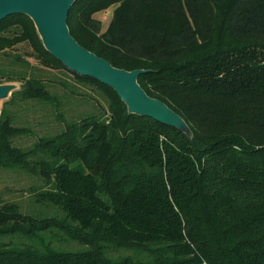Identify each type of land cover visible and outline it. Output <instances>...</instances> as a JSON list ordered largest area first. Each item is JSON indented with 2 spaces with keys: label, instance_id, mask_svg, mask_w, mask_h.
Wrapping results in <instances>:
<instances>
[{
  "label": "trees",
  "instance_id": "trees-1",
  "mask_svg": "<svg viewBox=\"0 0 264 264\" xmlns=\"http://www.w3.org/2000/svg\"><path fill=\"white\" fill-rule=\"evenodd\" d=\"M114 5L102 30L94 13ZM70 34L126 70L179 114L185 133L129 114L109 86L67 69L43 46L33 21L0 20V55L26 43L47 68L95 85L106 107L32 146L0 109V167L40 177L36 216L0 204V264H264V0H75ZM23 61L14 56V62ZM23 100L53 102L45 82L0 68ZM4 104L7 101H3ZM76 241L79 250L56 243Z\"/></svg>",
  "mask_w": 264,
  "mask_h": 264
},
{
  "label": "rangeland",
  "instance_id": "rangeland-1",
  "mask_svg": "<svg viewBox=\"0 0 264 264\" xmlns=\"http://www.w3.org/2000/svg\"><path fill=\"white\" fill-rule=\"evenodd\" d=\"M114 10V5L94 13L104 30ZM8 60L0 55V68L11 71H26L27 75L41 78L50 93L55 96L53 102L23 100L17 96L7 95L0 100V109L5 108L11 114L12 125L27 127L28 132L13 137L12 144L28 148L41 136L53 135L63 128L64 121H73L91 113H100V106L106 107V97L95 85L81 82L65 69L47 68L34 57L32 49L26 43L14 45L7 50ZM14 56H20L28 61L14 62ZM0 83L12 84L18 89L19 81ZM3 101H7L5 104ZM45 187L43 180L28 171L20 169H4L0 167V204L11 201L17 202L23 212L36 216L55 214V209L48 205L34 202V190ZM18 235L0 236V241L18 242ZM61 250H79L84 245L76 241L56 243Z\"/></svg>",
  "mask_w": 264,
  "mask_h": 264
},
{
  "label": "water",
  "instance_id": "water-1",
  "mask_svg": "<svg viewBox=\"0 0 264 264\" xmlns=\"http://www.w3.org/2000/svg\"><path fill=\"white\" fill-rule=\"evenodd\" d=\"M75 0H0V20L10 14H24L34 23L44 48L69 70L88 76L112 88L129 114L147 116L189 132L183 118L159 99L150 97L139 85L144 69L126 70L80 45L70 34L67 15ZM0 83V100L13 90Z\"/></svg>",
  "mask_w": 264,
  "mask_h": 264
}]
</instances>
